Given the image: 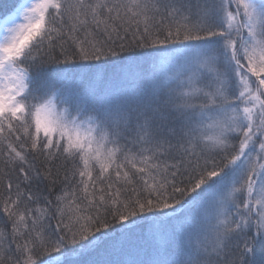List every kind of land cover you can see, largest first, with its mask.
<instances>
[{
  "label": "snow or ice",
  "instance_id": "obj_1",
  "mask_svg": "<svg viewBox=\"0 0 264 264\" xmlns=\"http://www.w3.org/2000/svg\"><path fill=\"white\" fill-rule=\"evenodd\" d=\"M0 264H264V0H0Z\"/></svg>",
  "mask_w": 264,
  "mask_h": 264
}]
</instances>
